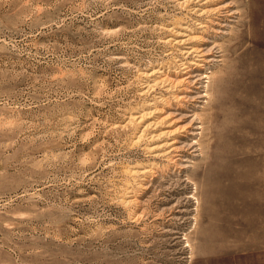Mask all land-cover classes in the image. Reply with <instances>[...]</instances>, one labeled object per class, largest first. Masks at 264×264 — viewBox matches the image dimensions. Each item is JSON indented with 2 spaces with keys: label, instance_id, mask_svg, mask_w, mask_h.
<instances>
[{
  "label": "rangeland",
  "instance_id": "374dc122",
  "mask_svg": "<svg viewBox=\"0 0 264 264\" xmlns=\"http://www.w3.org/2000/svg\"><path fill=\"white\" fill-rule=\"evenodd\" d=\"M0 264H264V0H0Z\"/></svg>",
  "mask_w": 264,
  "mask_h": 264
},
{
  "label": "bare ground",
  "instance_id": "6f19581e",
  "mask_svg": "<svg viewBox=\"0 0 264 264\" xmlns=\"http://www.w3.org/2000/svg\"><path fill=\"white\" fill-rule=\"evenodd\" d=\"M235 13H238L239 14V12L236 10L235 11ZM231 14V13H230ZM235 16V15H234ZM238 17H239V15H238ZM226 25H229V24H226ZM228 28V27H227ZM225 30H227V29H225ZM231 32V31H230ZM224 33V32H223ZM225 33H227V32H225ZM213 47L214 48H218V43L217 42H215L214 41V45L212 46V48H209L208 49V51L210 52L212 49H213ZM220 47V46H219ZM203 49V48H202ZM221 49V48H220ZM204 51V50H203ZM206 51H207V48H206ZM202 55V54H201ZM204 55H206V54H204L203 53V55L202 56H204ZM208 55V54H207ZM215 57H213L211 60H212V62H214L215 64H216V62H220V61H222L223 60V58H224V54H219V55H214ZM212 57V56H211ZM210 57V58H211ZM208 58V57H207ZM203 59V58H202ZM206 59V58H205ZM209 59V58H208ZM208 59H206V60H208ZM211 60H209V61H211ZM211 64V63H210ZM213 64V63H212ZM201 65V64H200ZM204 67H206V66H204ZM213 67V66H212ZM207 69H208V67H206ZM209 71H210V69H209ZM208 72V71H207ZM204 73V75L202 76L201 75V78L200 79H202V77L203 78H210L211 77V73ZM210 72H212V71H210ZM197 75V74H196ZM190 76H191V74H190ZM194 76V75H193ZM199 77V76H198ZM196 78H197V76H196ZM195 78V79H196ZM199 79V78H198ZM198 81V80H197ZM204 81V80H203ZM202 80L200 81L199 80V82L201 83V86L200 87H204V92H201V97H203L204 99L205 98H208V83L205 85V83L203 82ZM206 81V80H205ZM207 81H208V79H207ZM209 82V81H208ZM198 87H199V85H198ZM199 92V91H198ZM200 96V95H199ZM203 101V100H202ZM205 101V100H204ZM203 101V102H204ZM206 102V101H205ZM196 117V116H195ZM198 120V119H197ZM201 122V121H200ZM199 125V124H198ZM197 128H201V126H196ZM203 128V127H202ZM201 131V130H200ZM192 134H194V135H197V134H200V132L198 131V130H195V131H193V132H191ZM196 142V141H195ZM198 142V141H197ZM196 142V143H197ZM195 143V144H196ZM200 146V145H199ZM197 148V147H196ZM200 148V147H199ZM195 150V149H194ZM198 151H200V150H198ZM199 154V153H198ZM197 154V155H198ZM202 154V153H201ZM183 159V158H182ZM186 160H187V158H186ZM191 160V159H190ZM187 166H189L188 164H186ZM186 166V167H187ZM184 167H185V165H184ZM205 173V172H204ZM193 179V178H192Z\"/></svg>",
  "mask_w": 264,
  "mask_h": 264
}]
</instances>
